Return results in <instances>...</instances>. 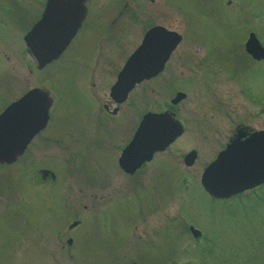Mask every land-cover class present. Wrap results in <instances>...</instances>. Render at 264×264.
<instances>
[{
  "label": "rangeland",
  "instance_id": "374dc122",
  "mask_svg": "<svg viewBox=\"0 0 264 264\" xmlns=\"http://www.w3.org/2000/svg\"><path fill=\"white\" fill-rule=\"evenodd\" d=\"M144 2L150 6L145 18L153 10L156 21L183 35L175 54L190 56V65L172 75L170 87L158 96L146 95L155 105L177 89L191 93L180 101L192 116L185 132L149 164L160 168L157 184L156 178L135 186L129 180L126 188L124 176L116 173L111 183L105 180L111 187L104 191L110 193L108 201L99 189L90 196L89 190L104 188V181L95 183L88 171L69 174L53 143L41 144L38 138L14 162H0V264H264V184L219 198L201 183L204 167L237 137L239 127L264 129V58L246 49L251 30L264 43V0ZM21 20L15 13L0 20V28L18 29ZM126 33L131 37L130 30ZM17 66L20 79L23 69ZM56 76L68 88L65 76ZM195 101L214 108L198 115ZM65 111L71 115L74 109ZM192 148L199 154L189 167L183 154ZM45 163L58 170L64 193L57 180H41L37 168ZM78 182L81 204L76 206L71 200ZM74 211H79L75 217ZM75 218L81 222L71 228ZM189 224L204 234L195 236Z\"/></svg>",
  "mask_w": 264,
  "mask_h": 264
},
{
  "label": "flooded vegetation",
  "instance_id": "af4514ba",
  "mask_svg": "<svg viewBox=\"0 0 264 264\" xmlns=\"http://www.w3.org/2000/svg\"><path fill=\"white\" fill-rule=\"evenodd\" d=\"M50 1L0 0V11L12 15V18H9L7 14L0 13V20L13 19L15 13L20 14L22 19L18 29L0 28V113L32 89L45 91L51 99L48 121L32 137L24 152H27L38 138L41 144L53 143L56 152L61 153L60 157L66 162V170L69 174L72 171L74 173L88 171L95 183L102 184L104 181V188L98 186L94 190H88L89 195L93 197L98 195V189L102 190V196L108 201L110 193L104 191H109L111 187L107 186L105 180L111 183V176L120 173L124 176L126 188L129 180L133 186L142 185L146 179L155 180L157 176L155 172L160 173V168L158 165H152L151 168L149 164L154 161L157 153L165 152L185 132L186 119L192 116L184 113L180 101L191 96L190 90L177 89L173 96L158 99L155 105L151 102L152 97L146 95L158 96L170 87L175 79L172 75L178 69L190 65L188 63L190 56L175 54L181 40L157 73L137 80L131 86L128 80H122L120 83V75L131 54L143 43L151 28L163 25L169 30L177 29L156 21L159 15L153 10L145 18L144 14L150 6L148 3L145 4L144 0H132L135 5L133 9L131 8V13L130 0H56V6L53 8L55 10L50 19L57 23L55 26L52 24L51 27L57 30H70L71 33L67 36L68 41L62 51L43 63L45 57L32 50V31L47 13ZM150 1L154 2V0ZM47 24L49 25L48 20ZM133 25H137L138 29H133ZM129 30L131 37L126 33ZM50 42L48 38L41 39L40 45H47ZM130 47H133L131 51H129ZM17 65L23 69L20 79L17 78ZM50 69H55L53 72L55 76L50 75ZM58 74L65 76L68 88H64L62 82L58 81L56 76ZM165 75H170L171 80L166 81ZM49 81L52 85H49ZM18 84L21 85L20 88ZM188 87L190 88L189 85ZM18 90H21L20 94ZM179 94L182 95L180 98H178ZM192 106L198 115L200 110L206 112L214 108L211 104L198 101L192 102ZM68 108L74 109L71 115L65 111ZM149 111L156 114L165 113L178 120L183 126V131L166 149L156 151L151 159L144 161L131 172L121 165L120 158ZM238 129L237 137L242 139L247 138L252 132L246 126ZM192 150L196 151L197 159L199 153L192 148L183 154L185 164V157ZM32 153L34 151L31 150L30 155ZM194 162L186 165L191 167ZM37 172L41 180H57L56 187L64 193V187L58 183L59 172L56 168L45 163L37 168ZM68 176L71 178L70 175ZM159 176L153 185L157 184ZM262 184L264 182L260 185ZM73 186L74 199L71 203L77 206L81 204L77 191L82 190V186L80 182ZM84 186L88 184L84 183ZM89 203L95 205L91 201ZM84 205L87 206L88 203ZM78 214L79 211L73 213L74 217ZM71 222L73 228L81 222V219L75 218ZM68 240L72 242L73 238L69 236Z\"/></svg>",
  "mask_w": 264,
  "mask_h": 264
},
{
  "label": "water",
  "instance_id": "95a60500",
  "mask_svg": "<svg viewBox=\"0 0 264 264\" xmlns=\"http://www.w3.org/2000/svg\"><path fill=\"white\" fill-rule=\"evenodd\" d=\"M55 6L56 0H51L47 13L32 31V50L45 57L43 63L62 51L68 41L67 36L71 33L70 30L51 27L57 23L50 19ZM45 38L51 42L40 45L41 39ZM182 38L180 32L169 30L163 25L151 28L143 43L132 53L119 82L128 80L131 86L137 80L157 73ZM246 47L255 57H264V46L254 32ZM181 96L179 94L178 98ZM50 103L51 99L45 91L32 89L0 113L1 162L14 161L25 150L32 137L46 125ZM182 131V124L169 115L147 112L136 134L124 149L120 158L121 165L128 171H134L144 161L151 159L156 151L166 149ZM195 156L196 151H191L186 155V162L192 164ZM262 182L264 129L252 131L245 139L235 138L205 167L202 174L205 188L218 197H229ZM193 229L198 234L199 230Z\"/></svg>",
  "mask_w": 264,
  "mask_h": 264
}]
</instances>
